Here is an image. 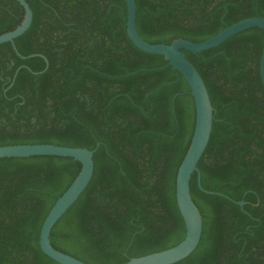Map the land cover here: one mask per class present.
Instances as JSON below:
<instances>
[{"label": "trees", "instance_id": "1", "mask_svg": "<svg viewBox=\"0 0 264 264\" xmlns=\"http://www.w3.org/2000/svg\"><path fill=\"white\" fill-rule=\"evenodd\" d=\"M28 1L34 18L17 50L0 44V145L96 149L93 178L52 229V244L90 264L177 245L186 235L177 175L196 123L186 79L131 41L125 0ZM136 1L138 32L151 43L203 41L264 17V0ZM23 19L18 0H0V34ZM263 46L264 31L252 27L199 53L184 50L215 108L201 184L225 195L205 192L193 173L202 238L174 264H264ZM81 168L65 156L0 158V264H60L42 251L41 228Z\"/></svg>", "mask_w": 264, "mask_h": 264}, {"label": "water", "instance_id": "2", "mask_svg": "<svg viewBox=\"0 0 264 264\" xmlns=\"http://www.w3.org/2000/svg\"><path fill=\"white\" fill-rule=\"evenodd\" d=\"M18 1L24 7L23 21L15 29L0 34V44L12 42L16 50V38L23 35L31 27L34 18V11L29 1ZM125 2L127 5V33L131 41L142 51L164 55L168 63L184 76L195 101V129L188 151L179 167L176 183L177 202L186 227L185 238L173 247L142 256L132 257L125 263L174 264L191 255L197 249L202 238L203 218L191 193V178L193 173L195 171L199 173V185L205 192L225 195L221 192L205 189L201 184V173L198 165L211 139L215 108L204 78L192 61L187 57L184 50L199 53L200 51L216 47L234 35L252 27H259L264 31V17L251 16L241 19L203 41L196 42L179 37L168 44L151 43L144 39L138 32L137 1L125 0ZM35 55H40L45 58L47 62L45 69H47L49 66L47 57L40 53L30 54L29 57ZM22 57L26 58L27 56ZM17 74L18 71L16 72L15 78ZM261 77L264 83V46L261 57ZM95 150L96 149L83 146H66L53 143L0 145V158L55 155L72 157L82 164L79 174L67 190L58 198L41 228L40 246L42 251L60 264H90L55 248L51 242V232L60 218L89 186L95 171ZM238 203L241 206L244 205V201H239Z\"/></svg>", "mask_w": 264, "mask_h": 264}]
</instances>
